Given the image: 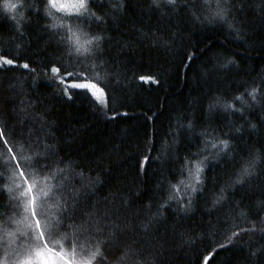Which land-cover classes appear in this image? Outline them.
<instances>
[{"label":"trees","instance_id":"1","mask_svg":"<svg viewBox=\"0 0 264 264\" xmlns=\"http://www.w3.org/2000/svg\"><path fill=\"white\" fill-rule=\"evenodd\" d=\"M88 8L62 18L47 0L0 9V55L15 61L0 66V129L33 165L0 169V227L12 232L0 258L45 248L27 226L35 196L60 232L50 252L75 264L94 247L92 264H264V0ZM74 32L100 40L80 54ZM64 69L104 102L61 84ZM11 155L0 151L5 165Z\"/></svg>","mask_w":264,"mask_h":264},{"label":"snow or ice","instance_id":"2","mask_svg":"<svg viewBox=\"0 0 264 264\" xmlns=\"http://www.w3.org/2000/svg\"><path fill=\"white\" fill-rule=\"evenodd\" d=\"M17 2V0H3L2 5H0V9H2L3 11H6L9 13H12L15 11V9L17 7H14L15 3ZM19 2H21V0H19ZM205 2H209V0H205ZM220 0H217V3H219ZM50 7L52 9H55L58 12H63V13H67V14H77V15H82L84 12H87V7L85 4V0H65V2H61V0H50ZM49 15H53L51 12H49ZM217 15H219L221 18H223V9H220L217 12ZM12 19H16L15 16L12 17ZM55 19V17H54ZM59 25L57 24H53L51 25V27L55 28L58 27ZM74 36L75 39L73 41L74 43V51L80 54L83 53H87L88 51H90V49H88L87 47H85V45H90L93 43V41L99 42L100 37L96 36V37H88L85 33H80V35H76L74 32ZM0 61H2V65L0 66H4V65H8V66H13L15 64V61L13 59L10 58H6L3 55H0ZM23 68L28 69L29 65L27 63L21 65ZM50 72L52 74H55L57 76H61V68L57 67V66H52L50 68ZM77 74L73 71H70L68 69H64L63 70V76L60 80L61 84H65L67 82V87L69 88H75V89H85V90H91V93L94 97H96L97 99H100L101 97L104 96V93L102 91L101 88H99L97 86L96 83H71L70 79L74 76H76ZM79 78V77H78ZM255 93L256 90L254 89L250 95H252L253 99H255ZM227 107H230L227 106ZM10 141L8 140L7 137V133L3 130L0 129V151L3 152L4 156H7L9 153H12V155L9 157L8 163L7 165H5L3 163V156H0V169H3L4 167H9L12 169V172L15 173L16 170L18 168H24L27 169L28 167H32L33 165H30L27 163L29 157H26L23 153V151H17L15 145L11 146V147H6V144H9ZM223 145V148L221 149V151H223L224 149L228 148V144L225 143V141H221L220 142ZM213 148H216L217 145L215 143H213L212 145ZM201 164H203V161H200L199 163H197L195 165L194 170H191L189 172L190 177L192 178V180H194L196 183H199V176H200V172L202 171L201 169ZM249 174V167L245 166L241 172V176L237 179L236 183H240L241 179L243 176ZM20 176H24L25 172L24 171H20L19 172ZM31 174L29 173V176ZM184 181H181V184H183ZM2 184H0V190H2ZM192 191L195 192L196 188L195 185L193 184L192 186ZM11 190V189H10ZM28 192L31 193L32 192V187L31 185H29L28 187ZM172 197H170L171 199ZM31 207H32V211H31V216L34 220V225H27L29 228H33L35 233H36V239L38 241L43 242V247L45 248H49V245L52 243L53 240H56L60 237V232L59 231H54V230H49L50 226H51V222L49 220L48 215L46 214L45 211H41L39 208H37V200L36 197L33 196L31 201ZM41 205L43 207L46 208V202L41 201ZM27 210V209H26ZM27 219V218H25ZM42 221L44 223H42ZM57 224H59V222H57ZM64 230V229H61ZM244 229H241V231H243ZM5 233V230L0 227V237H2V235ZM233 235H239L238 232H233ZM32 234L29 233V241L28 243L31 244L32 238H31ZM231 237L228 238V243H231ZM77 243L79 244V239L77 240ZM91 243V242H89ZM221 248L227 246L225 243H220L219 245ZM0 247H2V245H0ZM215 248L213 249V252H215ZM49 251H51V249L49 248ZM77 251V249H73V252ZM98 252V248H93L91 249L89 252H86L85 255L88 257L87 260L84 261V264H92V261L95 259L96 254ZM44 253L43 252H36L35 256L40 257L43 256ZM61 259H63V257H61ZM212 259V255H208L205 256L203 259L202 264H209V261ZM22 264H33V260L32 259H24L22 260ZM44 264H47V262H44ZM64 264H75V260L69 258L67 260L64 261Z\"/></svg>","mask_w":264,"mask_h":264},{"label":"rangeland","instance_id":"3","mask_svg":"<svg viewBox=\"0 0 264 264\" xmlns=\"http://www.w3.org/2000/svg\"><path fill=\"white\" fill-rule=\"evenodd\" d=\"M61 2H65V0H61ZM47 3H48V0H47ZM87 7V10L89 9L88 8V3L86 5ZM51 8V7H50ZM52 12L57 15V17L59 18H62V17H67V16H70V15H73V14H67V13H63V12H58L56 11L55 9H52ZM88 12V11H87ZM87 12H84L82 15H77V16H83L85 15ZM68 27H65V29L67 30ZM2 64V61H0V65ZM53 77L55 79H59V77L55 74H52ZM81 83H89V82H81ZM91 92V90H89ZM92 94V93H91ZM98 102H104L103 100V97H101L100 99H97L96 97H94ZM103 100V101H102ZM40 247V246H39ZM37 249H34L35 250V253L36 252H43L44 255L43 256H40V257H37V256H33L32 260H33V264H44V262H47V264H64V261L67 260L66 257H63V259H59L58 256L52 254L50 251H48L47 249L45 248H38V247H35ZM63 253H65V256L68 254L66 251H63ZM77 264H84V261H78Z\"/></svg>","mask_w":264,"mask_h":264},{"label":"clouds","instance_id":"4","mask_svg":"<svg viewBox=\"0 0 264 264\" xmlns=\"http://www.w3.org/2000/svg\"><path fill=\"white\" fill-rule=\"evenodd\" d=\"M167 2L170 3V4H174L176 2V0H167ZM19 3H20L19 0H17V2L15 3L14 7H17ZM87 3H88V0H85V4L86 5H87ZM48 5L51 6L50 5V0H48ZM6 11H7V9H6ZM70 39L74 41V39H75L74 33L72 34ZM240 98H241L240 96H237V99H240ZM225 143L228 144L227 141H225ZM10 235H12V232L5 230L4 238H6L7 236H10ZM0 264H9V260L6 259V258H0ZM13 264H22V260H16V261L13 262Z\"/></svg>","mask_w":264,"mask_h":264}]
</instances>
